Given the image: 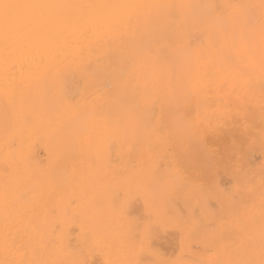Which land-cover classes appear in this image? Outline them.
Listing matches in <instances>:
<instances>
[{
    "label": "bare ground",
    "instance_id": "bare-ground-1",
    "mask_svg": "<svg viewBox=\"0 0 264 264\" xmlns=\"http://www.w3.org/2000/svg\"><path fill=\"white\" fill-rule=\"evenodd\" d=\"M0 264H264V0H0Z\"/></svg>",
    "mask_w": 264,
    "mask_h": 264
}]
</instances>
